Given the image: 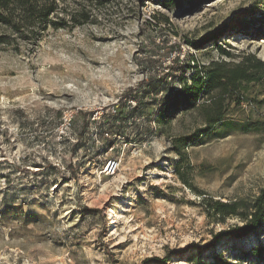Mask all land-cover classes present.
I'll return each mask as SVG.
<instances>
[{
	"label": "rangeland",
	"instance_id": "rangeland-1",
	"mask_svg": "<svg viewBox=\"0 0 264 264\" xmlns=\"http://www.w3.org/2000/svg\"><path fill=\"white\" fill-rule=\"evenodd\" d=\"M57 3L86 22L0 50V264H264V222L217 238L241 221L207 205L264 186V82L228 114L258 130L182 144L198 116L158 120L221 49L264 60V0Z\"/></svg>",
	"mask_w": 264,
	"mask_h": 264
},
{
	"label": "trees",
	"instance_id": "trees-1",
	"mask_svg": "<svg viewBox=\"0 0 264 264\" xmlns=\"http://www.w3.org/2000/svg\"><path fill=\"white\" fill-rule=\"evenodd\" d=\"M59 0H0V50L12 48L18 52L22 44H37L49 28L59 29L86 22L88 16L79 11L81 19L73 15L61 17ZM212 39L204 36L199 41ZM218 48H221L218 44ZM227 59L213 60L206 66L192 68L190 81H183L178 89H172L158 112L162 122L170 113L191 112L199 119V126L189 135L176 138L189 143L210 136H222L230 130H258L257 122H237L228 117L248 100L245 97L251 84L264 82V60L253 53L230 55ZM133 89H127L132 92ZM214 215L235 216L241 224L221 230L216 237H241L264 222V186L251 200L239 199L229 202L208 201Z\"/></svg>",
	"mask_w": 264,
	"mask_h": 264
},
{
	"label": "built area",
	"instance_id": "built-area-1",
	"mask_svg": "<svg viewBox=\"0 0 264 264\" xmlns=\"http://www.w3.org/2000/svg\"><path fill=\"white\" fill-rule=\"evenodd\" d=\"M182 56H183V54L182 55H172L171 58L175 57L174 59H176V58H180ZM68 121H69V118L67 117V115H64V122H65L64 125L68 124ZM118 166H119V161L115 157L108 158V159H106L104 165L102 166L101 172L104 175H112L116 172V170L118 169Z\"/></svg>",
	"mask_w": 264,
	"mask_h": 264
}]
</instances>
